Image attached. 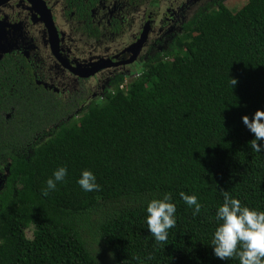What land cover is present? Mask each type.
Here are the masks:
<instances>
[{
	"label": "trees",
	"instance_id": "16d2710c",
	"mask_svg": "<svg viewBox=\"0 0 264 264\" xmlns=\"http://www.w3.org/2000/svg\"><path fill=\"white\" fill-rule=\"evenodd\" d=\"M142 70L128 85L119 75L101 103L81 109L17 98L2 148L11 164L0 264H239L216 257L211 237L223 191L264 210V153L250 148L241 119L264 110V0L200 10ZM59 166L66 177L45 192ZM82 169L98 191L76 183ZM181 191L197 196L199 214ZM165 192L176 225L159 242L145 209Z\"/></svg>",
	"mask_w": 264,
	"mask_h": 264
},
{
	"label": "flooded vegetation",
	"instance_id": "af4514ba",
	"mask_svg": "<svg viewBox=\"0 0 264 264\" xmlns=\"http://www.w3.org/2000/svg\"><path fill=\"white\" fill-rule=\"evenodd\" d=\"M219 2L226 0H0V191L10 188L2 148L18 97L81 109L119 75L137 77L143 62Z\"/></svg>",
	"mask_w": 264,
	"mask_h": 264
},
{
	"label": "clouds",
	"instance_id": "9594fccd",
	"mask_svg": "<svg viewBox=\"0 0 264 264\" xmlns=\"http://www.w3.org/2000/svg\"><path fill=\"white\" fill-rule=\"evenodd\" d=\"M168 49L169 47L157 54H163ZM141 71L143 72L142 69ZM139 77L140 74L135 78ZM125 83L129 84L127 78ZM231 83L232 86L235 85L236 80L233 78ZM241 119L254 134V138L250 140V148L257 153H264V110H255L251 119L247 115ZM67 171L66 166L54 169L45 181L44 191L56 190L57 182L64 180ZM76 183L84 192L98 191L100 188L96 175L89 169L81 170ZM222 194L223 201L214 213L218 223L211 237L213 254L221 260L238 258L239 264H264V210L242 204L238 197L229 195L227 191ZM179 197L191 209L193 216L200 213L201 203L195 194L181 191ZM145 211V223L153 239L159 242L167 240L168 230L176 225V204L172 202L171 194L165 192L160 198H152L147 202Z\"/></svg>",
	"mask_w": 264,
	"mask_h": 264
},
{
	"label": "rangeland",
	"instance_id": "374dc122",
	"mask_svg": "<svg viewBox=\"0 0 264 264\" xmlns=\"http://www.w3.org/2000/svg\"><path fill=\"white\" fill-rule=\"evenodd\" d=\"M249 0H228V1H226L225 2V4H226V6L228 5V7H232L233 5L235 6V8H241L246 2H248ZM139 70V69H138ZM139 72V74L141 75V73H142V71L141 70H139L138 71ZM127 78V80L128 81H131V80H133V78L134 77H126ZM101 96H103V94L100 92V93H98L97 94V97L96 98H93V102H99V103H101L102 101H101V99H100V97ZM104 97V96H103ZM102 97V98H103ZM30 233H31V231H30ZM32 235V234H31ZM31 237V236H30Z\"/></svg>",
	"mask_w": 264,
	"mask_h": 264
}]
</instances>
